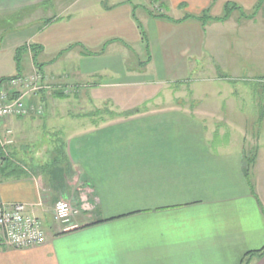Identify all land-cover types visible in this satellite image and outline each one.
<instances>
[{
	"label": "crops",
	"instance_id": "0c3cea01",
	"mask_svg": "<svg viewBox=\"0 0 264 264\" xmlns=\"http://www.w3.org/2000/svg\"><path fill=\"white\" fill-rule=\"evenodd\" d=\"M259 1L161 0L141 18L134 0H0V44L6 34L5 49L15 63L17 52L24 50L22 74L38 64L47 78L72 84L142 77L147 79L142 87L182 85L201 71L203 60L214 68L236 59L224 62L221 52L227 48L220 37L228 31L221 25L232 15L205 26L196 20L177 21L205 12L222 17L228 4L255 9ZM160 14L169 19L153 17ZM138 23L148 37V62ZM137 51L144 54L141 73L135 65L125 69L132 53L139 57ZM202 81L208 80L195 83ZM183 103L164 107L149 101L138 113L110 121L69 116L84 124L65 140L73 169V179H63L68 191L58 193L63 188L55 185L61 183L59 173L44 172L42 159L19 147V141L21 160L35 171L9 178L1 170L0 199L24 204L27 213L38 217L47 243L10 249L0 238V264H242L247 254L261 251L263 168L256 159L247 176L244 138L231 137L236 129L226 138L227 129L219 131L211 123L204 105ZM19 121L8 122L22 139L28 127ZM60 201L77 209L74 229L62 231L54 221ZM250 264H264V255L252 257Z\"/></svg>",
	"mask_w": 264,
	"mask_h": 264
},
{
	"label": "rangeland",
	"instance_id": "374dc122",
	"mask_svg": "<svg viewBox=\"0 0 264 264\" xmlns=\"http://www.w3.org/2000/svg\"><path fill=\"white\" fill-rule=\"evenodd\" d=\"M134 3L139 7L137 15L141 18L145 17L144 15L149 10L156 9V5L162 4L161 0H134ZM240 6L246 15L253 13V7ZM240 19H243L240 13L234 12L228 24L221 25L224 26L223 30L228 29L225 31L226 37L224 34L220 37L224 48H227V50L221 51L224 54V62L231 61L233 58L236 59V63L233 61L227 64H216L214 68H209L208 65L212 62L203 60L201 71L198 74L193 72L189 80L182 85L142 87L141 83L147 80L142 77L97 78L88 82L72 84L65 79L60 81L62 79L57 77L49 79L41 72V68L37 66L33 68L32 65L29 71L25 70L26 72L21 77L28 79L33 75H41L43 77L42 84H34L31 87L26 84L10 93L14 96L18 95V92L24 93L26 96L25 103L30 107L37 106L42 110L43 115L17 118L18 122L22 119L25 120L26 128L28 127V133L22 139L16 138L13 129L14 123H9V120L0 122L1 130H12L14 133L9 137L13 143L6 148V152L1 148L2 143H0V150L2 151L0 153V171L7 167V163L12 164L13 168L22 173L27 174L35 171V168L29 165L26 160H21V154L19 155V149L16 147L20 141L21 146L19 147L27 148L30 155L36 152L38 160L42 159V162L49 167L53 166L55 168L52 170L54 174L59 173L61 183L57 181L55 185H61L63 188L58 187L60 190L58 193L66 189L68 191L69 186L63 182V179L68 176L69 179L72 177V180L73 173L72 176L70 173L73 172V169H71L68 160L63 162L60 151L66 146L65 140L75 136L79 131L78 129L81 128L77 125L84 124V122L74 120L69 116L88 115L95 122L103 121L102 119L110 121L123 116L122 110L129 113L135 109L145 108L149 105V101L151 105L159 103L164 107L181 106L182 102L185 103L183 105L192 108L204 105L208 119L212 120L210 122L214 123L219 131L222 128L227 129L225 131L226 137H228V132L231 133L233 129H236L237 135L232 133L231 137L244 138L246 154L256 156L259 167L263 168L261 171H264V119L260 120V107L264 106V5L258 13L256 21L244 22L239 21ZM22 30L23 28H20L17 31L22 34ZM208 37L209 34L206 38L208 39ZM6 38L5 34L0 44V78H17L10 77L17 73V62L15 63L12 58V53L5 49ZM225 38L227 39L226 42H224ZM137 53L139 57H135L132 53L133 57L131 56L127 60L125 69L128 70L135 65L136 72L141 73L139 63L144 60V54L141 51H137ZM29 65L27 62L26 68H24L28 69ZM223 74L233 79L225 80L222 78ZM201 78L203 80L206 78L208 81L195 83ZM7 80L9 79L4 81ZM37 88L38 92H35ZM60 95H64L68 100L61 101ZM194 95L197 98L203 96V99L205 96L207 98L198 100L194 99ZM56 113H64L65 115L57 116ZM49 118H53V120L49 121ZM3 134L5 133L3 132ZM218 142L216 140L214 145H217ZM53 168L51 167V169ZM60 202L68 203V201ZM73 209L75 208L73 207ZM73 221L74 217L72 224Z\"/></svg>",
	"mask_w": 264,
	"mask_h": 264
},
{
	"label": "built area",
	"instance_id": "2783aa9c",
	"mask_svg": "<svg viewBox=\"0 0 264 264\" xmlns=\"http://www.w3.org/2000/svg\"><path fill=\"white\" fill-rule=\"evenodd\" d=\"M41 75H33L30 78H10L0 84V122L12 118H27L31 116L39 117L42 110L30 107L25 103V94L18 92L14 96L10 92L28 84H42ZM38 92V88L35 89ZM3 132L5 134H3ZM12 131L0 129L1 148L6 152V148L12 145L13 140L9 139ZM5 159V158H4ZM54 221L62 231L74 229L72 219L78 214L77 209L69 202H59L53 211ZM0 238L3 244L10 249H28L42 246L47 243L46 232L42 221L29 213L24 204H6L0 199Z\"/></svg>",
	"mask_w": 264,
	"mask_h": 264
},
{
	"label": "trees",
	"instance_id": "16d2710c",
	"mask_svg": "<svg viewBox=\"0 0 264 264\" xmlns=\"http://www.w3.org/2000/svg\"><path fill=\"white\" fill-rule=\"evenodd\" d=\"M263 5H264V0H260L258 2V4L255 6V9H254L253 13L250 14V15H246V13L240 7H238L237 5H235V4H228L226 6V8H225V14L222 17H215V18H213V17L209 16V13L208 12H205L201 16H191V15H188L184 19L179 20L177 22H180V21H183L184 22V21H188V20H196V21H200L203 24V26H205L210 21L222 23V22L228 21V19L231 17V15L233 14V12H235V11H239L240 12L241 18L251 19L252 20V19H255L257 17L258 13L263 8ZM133 16L135 18V15H133ZM153 17H155V18L169 19L166 15H162V14L157 15V16H153ZM138 26H139V29H140V32H141L142 44H143L144 50H145V52L147 54V58H148L146 62H148V61L151 60L150 46H149L148 37H147V34L144 31V29L142 28V26H141L140 23H138ZM36 49H37L36 47H33V49H32L33 50V54L35 53L34 54V61L35 62H36V57H37L36 56ZM22 51H24V50L23 49H20L17 52V60H16V62H17V73L18 74L16 76H14V77H17V78L22 76V66H21V59H20V55H21ZM36 66L38 67V64H36ZM228 77L229 76L226 75V74H223V76H222L223 79L228 80V81H230V80L233 79L232 77H229V78ZM6 79H10V78L2 79V80H0V83L2 81L6 80ZM59 99L65 100V99H67V97H65L64 95H60L59 96ZM260 108H261V111H260V120H263L264 119V106L263 107H260ZM138 112H139V110H134V111H131L129 113H124V115L121 116V117H129V116L134 115V114H136ZM228 137H226V138H228ZM1 152L2 151L0 150V153ZM60 153H61V156L60 157L63 158V162L65 160H67L66 154H65V148H63L60 151ZM255 161H256V156H253V155L249 156L247 154L245 155V163H246V167H247V169H246L247 176H249L250 170H251L252 166L254 165ZM51 167L53 168V166H51ZM51 167L45 165V166L42 167V169H43L44 172L45 171L52 172V170H54L55 168L51 169ZM2 171H8V173L6 174V176L9 177V178H12V177H20L21 175H23L22 172H20L18 169L13 168L12 167V164H9V163H7V167H5L4 169H2ZM257 255L258 256L259 255H264V248L261 251H259V252H253V253L251 252V253L247 254L246 257L244 258L242 264H250V262L252 260V257L257 256Z\"/></svg>",
	"mask_w": 264,
	"mask_h": 264
}]
</instances>
